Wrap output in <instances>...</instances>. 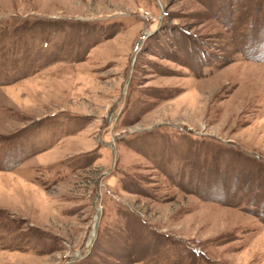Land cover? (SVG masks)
I'll list each match as a JSON object with an SVG mask.
<instances>
[{"label": "rangeland", "instance_id": "rangeland-1", "mask_svg": "<svg viewBox=\"0 0 264 264\" xmlns=\"http://www.w3.org/2000/svg\"><path fill=\"white\" fill-rule=\"evenodd\" d=\"M68 259L264 264V0H0V264Z\"/></svg>", "mask_w": 264, "mask_h": 264}, {"label": "water", "instance_id": "water-1", "mask_svg": "<svg viewBox=\"0 0 264 264\" xmlns=\"http://www.w3.org/2000/svg\"><path fill=\"white\" fill-rule=\"evenodd\" d=\"M95 217H94V222H93V228H94V233H95V227H96V222H97V211H96V208H95ZM94 237V234L92 237H90V240H89V243L91 242V240L93 239ZM70 261V259L66 260V263L65 264H68Z\"/></svg>", "mask_w": 264, "mask_h": 264}, {"label": "bare ground", "instance_id": "bare-ground-1", "mask_svg": "<svg viewBox=\"0 0 264 264\" xmlns=\"http://www.w3.org/2000/svg\"><path fill=\"white\" fill-rule=\"evenodd\" d=\"M94 229V228H93ZM94 234V231L92 232ZM93 234L91 236H93Z\"/></svg>", "mask_w": 264, "mask_h": 264}]
</instances>
